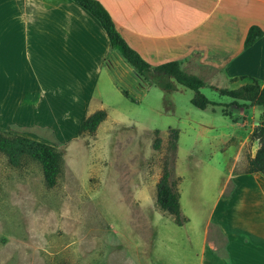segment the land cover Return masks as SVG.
I'll use <instances>...</instances> for the list:
<instances>
[{
    "label": "rangeland",
    "instance_id": "1",
    "mask_svg": "<svg viewBox=\"0 0 264 264\" xmlns=\"http://www.w3.org/2000/svg\"><path fill=\"white\" fill-rule=\"evenodd\" d=\"M142 79L112 49L95 94L103 105L95 100L91 107L107 113L96 131L78 135L71 124L66 138L38 132L63 156L53 187L44 184L38 162L24 158L12 166L0 153V264H197L205 221L232 164L234 173L244 172L259 145L253 134L263 109L203 86L199 91L221 106L202 110L190 102L192 89L176 83L167 93ZM233 120L242 122L233 136L213 132ZM171 129L178 131L173 142ZM165 162L179 193L181 226L155 205ZM231 188L232 181L223 194ZM207 226L210 244L221 248L218 229L211 220Z\"/></svg>",
    "mask_w": 264,
    "mask_h": 264
},
{
    "label": "crops",
    "instance_id": "2",
    "mask_svg": "<svg viewBox=\"0 0 264 264\" xmlns=\"http://www.w3.org/2000/svg\"><path fill=\"white\" fill-rule=\"evenodd\" d=\"M99 1L151 65L180 61L211 89L237 88L249 80L242 77L264 87V34L243 47L251 25L264 31V0ZM111 52L99 21L72 0H0V129L42 142L44 129L57 138L71 124L78 132L100 109L93 102L103 105L95 94ZM240 125L213 132L233 136ZM236 164L207 217L222 246L210 244L205 221L197 264H264V174H236Z\"/></svg>",
    "mask_w": 264,
    "mask_h": 264
},
{
    "label": "trees",
    "instance_id": "3",
    "mask_svg": "<svg viewBox=\"0 0 264 264\" xmlns=\"http://www.w3.org/2000/svg\"><path fill=\"white\" fill-rule=\"evenodd\" d=\"M77 5L83 7L92 16H94L106 32L109 45L112 49L117 50L122 58L134 68L137 74L150 85L160 87L167 93L177 90V85L190 88L194 95L190 102L199 109L211 107L212 110L221 104L209 100L199 89L204 86L201 78L187 74L181 68L180 61H168L159 65H151L144 60L141 55L134 50L121 36L116 25L99 0H72ZM264 31L256 25H251L244 38L243 47L249 48L262 35ZM233 89L219 88L216 89L221 95L233 99L234 104L246 107V105H255L263 109L264 116V87H261L256 79H251ZM125 96L127 93L124 92ZM242 102V104L239 103ZM223 106V105H222ZM224 105L221 109L222 114L230 115L231 112ZM107 113L104 109L96 110L90 115L84 117L78 128V135L84 133L93 134L99 124L105 120ZM157 134L158 131L155 130ZM178 131L171 129L172 142L177 140ZM253 137L258 139L259 147L253 157H247V165L243 173L251 175L254 173L264 174V120L255 130ZM160 138L155 137L153 147L158 148ZM175 147V145H174ZM0 153L4 154L7 162L12 166H19L24 158H30L38 162L41 166L44 184L51 188L56 182L61 170L63 156L60 150L54 145L35 140L23 135L12 134L0 129ZM170 170L168 163L164 167L159 180L156 183L155 205L163 212L173 216L175 224L181 226L185 219L180 216L179 193L176 188V182L170 180ZM66 264V263H61Z\"/></svg>",
    "mask_w": 264,
    "mask_h": 264
}]
</instances>
